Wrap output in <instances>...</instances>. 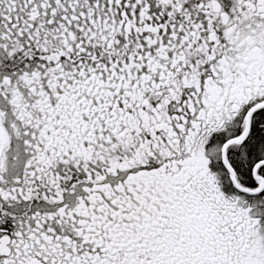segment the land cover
Listing matches in <instances>:
<instances>
[{
  "label": "snow or ice",
  "instance_id": "obj_1",
  "mask_svg": "<svg viewBox=\"0 0 264 264\" xmlns=\"http://www.w3.org/2000/svg\"><path fill=\"white\" fill-rule=\"evenodd\" d=\"M0 264H264V0H0Z\"/></svg>",
  "mask_w": 264,
  "mask_h": 264
}]
</instances>
